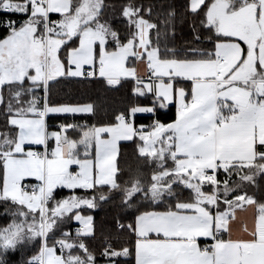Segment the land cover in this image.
I'll list each match as a JSON object with an SVG mask.
<instances>
[{
  "label": "snow or ice",
  "instance_id": "snow-or-ice-1",
  "mask_svg": "<svg viewBox=\"0 0 264 264\" xmlns=\"http://www.w3.org/2000/svg\"><path fill=\"white\" fill-rule=\"evenodd\" d=\"M0 221V264H264V0H0Z\"/></svg>",
  "mask_w": 264,
  "mask_h": 264
},
{
  "label": "trees",
  "instance_id": "trees-1",
  "mask_svg": "<svg viewBox=\"0 0 264 264\" xmlns=\"http://www.w3.org/2000/svg\"><path fill=\"white\" fill-rule=\"evenodd\" d=\"M62 95V94H61ZM121 95V93H109V96L110 97H113V98H118L119 96ZM116 106H121V105H116ZM174 108L172 109V112H173V114H174ZM108 216L109 217V219H110V217H111V215H112V212L111 211H105V212H100V213H98L97 214V220L99 221L101 218H103V217H105V216ZM0 222H2V221H0Z\"/></svg>",
  "mask_w": 264,
  "mask_h": 264
}]
</instances>
